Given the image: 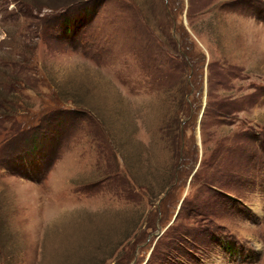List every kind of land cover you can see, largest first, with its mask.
Wrapping results in <instances>:
<instances>
[{"label": "rangeland", "instance_id": "obj_1", "mask_svg": "<svg viewBox=\"0 0 264 264\" xmlns=\"http://www.w3.org/2000/svg\"><path fill=\"white\" fill-rule=\"evenodd\" d=\"M261 27L264 0H0V264H264Z\"/></svg>", "mask_w": 264, "mask_h": 264}, {"label": "trees", "instance_id": "obj_2", "mask_svg": "<svg viewBox=\"0 0 264 264\" xmlns=\"http://www.w3.org/2000/svg\"><path fill=\"white\" fill-rule=\"evenodd\" d=\"M45 175H46V172L45 173L43 172V173H38L37 176L35 177L34 174L26 171L23 173L22 176L27 177L34 182H41L45 178Z\"/></svg>", "mask_w": 264, "mask_h": 264}, {"label": "crops", "instance_id": "obj_3", "mask_svg": "<svg viewBox=\"0 0 264 264\" xmlns=\"http://www.w3.org/2000/svg\"><path fill=\"white\" fill-rule=\"evenodd\" d=\"M262 29H264V27H261ZM241 62H243L244 60L240 59Z\"/></svg>", "mask_w": 264, "mask_h": 264}, {"label": "flooded vegetation", "instance_id": "obj_4", "mask_svg": "<svg viewBox=\"0 0 264 264\" xmlns=\"http://www.w3.org/2000/svg\"><path fill=\"white\" fill-rule=\"evenodd\" d=\"M148 240H149V238H148Z\"/></svg>", "mask_w": 264, "mask_h": 264}]
</instances>
